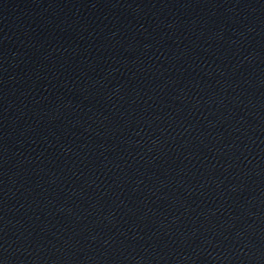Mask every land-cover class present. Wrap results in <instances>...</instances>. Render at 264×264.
I'll use <instances>...</instances> for the list:
<instances>
[{"label": "water", "instance_id": "obj_1", "mask_svg": "<svg viewBox=\"0 0 264 264\" xmlns=\"http://www.w3.org/2000/svg\"><path fill=\"white\" fill-rule=\"evenodd\" d=\"M0 264H264V0H0Z\"/></svg>", "mask_w": 264, "mask_h": 264}]
</instances>
